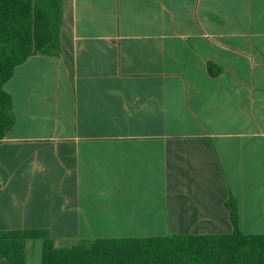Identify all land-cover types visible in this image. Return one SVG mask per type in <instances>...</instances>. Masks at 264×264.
Masks as SVG:
<instances>
[{"label": "crops", "instance_id": "obj_1", "mask_svg": "<svg viewBox=\"0 0 264 264\" xmlns=\"http://www.w3.org/2000/svg\"><path fill=\"white\" fill-rule=\"evenodd\" d=\"M60 46L5 85L0 231L264 234V0H64Z\"/></svg>", "mask_w": 264, "mask_h": 264}, {"label": "trees", "instance_id": "obj_2", "mask_svg": "<svg viewBox=\"0 0 264 264\" xmlns=\"http://www.w3.org/2000/svg\"><path fill=\"white\" fill-rule=\"evenodd\" d=\"M64 0H0V143L16 122L5 85L34 55L59 56ZM235 232L99 238L58 248L47 231H0V264H28L27 241L42 240L41 264H264V234L240 231L237 201L225 204Z\"/></svg>", "mask_w": 264, "mask_h": 264}, {"label": "rangeland", "instance_id": "obj_3", "mask_svg": "<svg viewBox=\"0 0 264 264\" xmlns=\"http://www.w3.org/2000/svg\"><path fill=\"white\" fill-rule=\"evenodd\" d=\"M29 251L31 255L29 256V261L27 260L28 264H41L42 248L40 249L37 245H31Z\"/></svg>", "mask_w": 264, "mask_h": 264}]
</instances>
